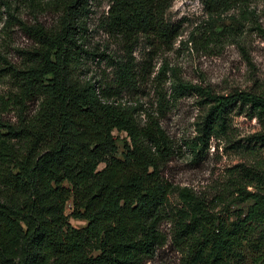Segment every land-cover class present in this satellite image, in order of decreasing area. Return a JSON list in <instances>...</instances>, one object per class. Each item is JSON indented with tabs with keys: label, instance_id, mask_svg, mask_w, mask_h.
I'll list each match as a JSON object with an SVG mask.
<instances>
[{
	"label": "trees",
	"instance_id": "16d2710c",
	"mask_svg": "<svg viewBox=\"0 0 264 264\" xmlns=\"http://www.w3.org/2000/svg\"><path fill=\"white\" fill-rule=\"evenodd\" d=\"M43 1L20 0L33 9ZM53 1L60 14L51 26L36 16L16 19L33 45L22 49V65L8 67L18 118L0 120V264H142L163 241L161 209L171 184L162 167L173 148L157 114L121 94L142 80L133 54L140 36L178 35L164 19L169 0H110L105 29L125 51L110 82L81 73L88 0ZM202 1L210 7L238 0ZM1 6L11 4L0 0ZM172 88L211 102L199 130L205 139L228 134L232 113L264 123V94H219L180 79ZM113 130L126 133L121 156ZM248 141L252 151L263 146L264 128ZM234 166L242 206L228 215L185 194L189 207L179 212L174 231L182 264H264V156ZM70 215L86 223L75 227Z\"/></svg>",
	"mask_w": 264,
	"mask_h": 264
},
{
	"label": "rangeland",
	"instance_id": "374dc122",
	"mask_svg": "<svg viewBox=\"0 0 264 264\" xmlns=\"http://www.w3.org/2000/svg\"><path fill=\"white\" fill-rule=\"evenodd\" d=\"M1 1L11 6L0 7V120L15 122L19 109L10 101L14 86L8 67L22 65V49L33 45L32 38L20 29L16 19L31 22L36 16L51 26L60 11L53 0H44L42 7L36 9L20 0ZM88 3L81 39L85 49L81 73L110 82L115 62L125 58V51L121 40L105 29L110 0H88ZM164 19L175 27L178 35L167 41L140 36L133 54L142 80L135 91L121 94L122 99L140 101L157 114L173 148L162 167L164 178L171 184L161 209L159 229L163 241L142 264H182L184 250L174 238V231L179 212L189 207L184 197L189 195L191 200L202 201L209 210L228 215L242 206L233 190L238 169L234 165L253 164L264 156V145H255L254 151L245 145L252 143L249 136L264 128L258 117L245 112L232 113L228 134L205 139L199 130L211 102L202 93L175 95L172 88L180 79L219 94L246 90L263 95L264 0H238L231 5L217 3L210 7L202 0H169ZM34 107L35 103H29L27 111L32 112ZM226 121L228 124L229 119ZM113 133L118 136L116 155L121 156V140L126 133L117 130ZM102 166L100 163L98 168ZM65 211L71 212V201L66 203ZM68 220L75 227L86 223L85 219L71 215Z\"/></svg>",
	"mask_w": 264,
	"mask_h": 264
}]
</instances>
